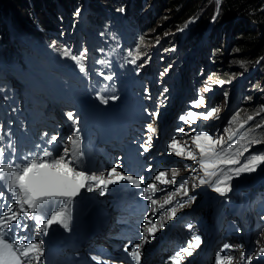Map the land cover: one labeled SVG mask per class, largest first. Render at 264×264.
Returning a JSON list of instances; mask_svg holds the SVG:
<instances>
[{"label": "snow or ice", "instance_id": "6c2138e0", "mask_svg": "<svg viewBox=\"0 0 264 264\" xmlns=\"http://www.w3.org/2000/svg\"><path fill=\"white\" fill-rule=\"evenodd\" d=\"M219 4V0H217ZM213 16V20H215ZM143 44V38L140 41ZM157 43L159 39L157 38ZM55 44V41L53 42ZM88 49L84 48L78 54H74L71 49H64L63 56L70 57L77 63L80 73L86 74L87 68L84 61L88 58ZM131 58L128 62L134 65L137 70L142 68L143 64H138L137 61L141 59L140 55L133 56L131 52L128 53ZM103 63V61H99ZM243 66V65H242ZM167 69H165V73ZM164 75V73H161ZM111 80V76H107ZM220 85L226 81L220 80ZM230 83V81H227ZM208 90V89H206ZM147 91V90H146ZM165 92L167 89L164 90ZM227 98V93H225ZM102 103H107V100L102 96H98ZM116 99V97H112ZM197 104L203 105L204 98L201 97L198 101L193 102V107ZM220 112L219 108H212L207 113H201L203 119L207 120L213 117L214 114ZM264 112V106H261L257 115ZM153 118L158 117V112L150 114ZM198 114L193 111H188L186 115L180 117L181 121L185 123L192 120L195 123V118ZM239 114L237 113L236 116ZM233 116L228 121L229 127L224 129L227 134V139L224 135L213 137L207 132H197L191 136L192 143L198 150L199 156L193 153L190 149L180 146V141L172 138L167 144L169 154H174L177 157L191 160L198 164V168H192L191 171L195 173L190 179L196 181L199 179V185H207L213 192L220 196H225L227 192L231 191V181L238 178L242 173H253L264 165V152L252 153L244 157L243 162L236 158V156H244V153L249 152L254 145L264 143V141L252 136L248 138L246 135H237L240 130L245 127L246 122L241 123L239 128L232 130L231 125L236 119ZM67 118L72 120L74 124L79 123L72 112L67 113ZM248 121L254 119L252 115L248 116ZM257 129L264 127V123L257 124ZM79 128L76 127L72 133L67 137V143L60 145L56 135L50 136L46 140V145L37 144L36 151H29L23 157L17 153L15 146L11 143L7 147H0V264H32L33 259L36 264H41V258L44 256V249L42 247L43 241H34L27 236H17V231L24 232L28 225L22 223V218L31 219L36 224V231L47 234V230L53 225H60L66 230L69 228L71 220V209L75 199L81 195L82 190L89 192L100 190V194H104V190L112 184H119L122 181H128L136 188H141L144 183L143 178H134L131 175H125L118 167H111L107 173L103 171L92 170L88 167L86 162V153L82 149V138L79 134ZM147 131L155 133L156 129L151 123L147 125ZM177 131L183 132L185 136L189 134L183 128H178ZM250 131H254L250 129ZM47 136V134H45ZM235 138V139H234ZM0 139H3L0 137ZM152 136L141 145L144 152H148L151 146ZM243 142V143H242ZM69 144L71 147H69ZM236 145H241L242 150L233 154V149ZM235 165H239L235 167ZM185 165V168H188ZM172 179L167 180L165 177L167 173L160 171L155 176V181L160 184H175L176 177L179 175V169H171ZM202 173V175H201ZM234 174V175H233ZM196 183L191 184V188H196ZM155 182L148 183L142 189V193H151L145 195L144 198L151 200L152 205L158 204L156 199H152V195L157 191ZM6 193L10 197H6ZM182 192L180 202H177L174 207L168 208L165 213L168 219H173L179 209H183L186 204L190 205L195 200V197L189 195V180H184L179 183L174 193L168 195L161 205L172 204L173 198L176 194ZM187 198L186 200L184 198ZM153 214L157 209L150 210ZM264 218V217H262ZM164 217L161 216L157 221L148 220L145 222L144 231L148 235H155L156 231L164 227L161 221ZM159 225V228H158ZM191 230V225L188 226ZM148 235H145L143 240L134 244L129 250L125 246L124 251L128 253L135 264H140V252L138 249L143 243L147 242ZM201 238L198 235H193L188 241V247L181 248L169 259L171 264H181V253L185 255H192L191 248H199ZM260 241L257 240V244ZM231 248V245L224 243L222 248L215 254L214 264H232L234 257L232 255H222L225 250ZM264 256V246H260L253 254H240V264H252L255 258ZM94 259H97L94 257ZM98 264H108V261L98 260ZM121 264H128L127 261Z\"/></svg>", "mask_w": 264, "mask_h": 264}, {"label": "trees", "instance_id": "16d2710c", "mask_svg": "<svg viewBox=\"0 0 264 264\" xmlns=\"http://www.w3.org/2000/svg\"><path fill=\"white\" fill-rule=\"evenodd\" d=\"M9 1V10L12 12L11 22L14 24L13 31H16L19 35L29 36L27 40H35L40 41L42 38L52 39V41L59 43L57 39H54L53 33H58L61 28V20L63 21L64 15L68 10H70V3L72 0H8ZM124 0H92L90 3V15L92 17H96V15L101 16L103 20L106 17H110V14H106L104 10L101 9V6H104L108 13L117 12L123 13L128 12L130 9V5H135L136 9L142 10V2L145 0H132L130 4H128V8L121 9L119 7ZM205 2V0H175L172 6L173 10V20L171 25L167 28L168 32H178L184 31V29H188V36H200L205 32V29L208 25V22L211 19V13L208 12L206 15V19L199 23L190 24L194 15L197 13V3ZM219 8L217 9V17L223 22L222 25H225L228 31L232 32V26L234 25V30L236 32V36L234 37V48L237 50V53L243 55L244 57L240 60H235L238 65V70L233 74H239L240 72L250 71L255 68L257 71H262L264 75V8H262L263 0H220ZM160 4V3H159ZM59 7H62L64 10V15L59 11ZM110 9V11H109ZM123 10V12H120ZM153 13H158L156 11V7L153 8ZM76 12V11H74ZM61 13V14H60ZM76 15V13H74ZM89 15V17H90ZM71 21V20H70ZM198 21V20H197ZM74 23V22H70ZM72 24H70L72 26ZM105 22H101V28L105 27ZM228 24V25H226ZM244 26H242V25ZM240 26V27H239ZM245 26H249L248 35L244 34ZM1 29V25H0ZM211 37L215 38L217 35V28L211 29ZM52 38H49V37ZM178 37V36H177ZM147 38V35L143 34V40ZM211 38V39H212ZM10 36L3 37L0 34V47L2 48L3 54H8L10 57H14L15 54L24 55L26 51H29L30 44L27 41V47L21 45L23 43V39L19 38L20 44H18L15 48L9 45ZM172 39H176V36ZM171 41H166L163 44V50L171 49L175 47L177 43L175 42L173 45ZM193 46V45H191ZM162 48V45H161ZM140 56L144 51L142 48H139ZM30 52V51H29ZM14 54V55H13ZM13 55V56H12ZM163 58V57H161ZM261 59L263 61H261ZM144 60H147L146 57ZM210 68L212 74L217 73L214 69L215 66L213 63H216L214 58L209 60ZM243 65V66H242ZM228 68V67H226ZM254 86L257 85L255 82ZM243 114L238 118V121L244 119L246 121L249 115L254 117L253 120L249 122L253 126L254 131H252V136L262 140L264 139V127L256 128L257 124H261L262 119H260L257 123H255L256 114H253V111L250 107H246L242 110ZM235 123V122H234ZM261 144V143H260ZM259 144V145H260ZM241 229V228H239Z\"/></svg>", "mask_w": 264, "mask_h": 264}, {"label": "rangeland", "instance_id": "374dc122", "mask_svg": "<svg viewBox=\"0 0 264 264\" xmlns=\"http://www.w3.org/2000/svg\"><path fill=\"white\" fill-rule=\"evenodd\" d=\"M130 1L132 0H124L122 3H120L121 5L119 7L127 9ZM91 2L92 0H72V2L70 3L71 8L66 13L67 21L74 22L73 24L71 23L72 25L79 24V22L82 21V19L85 18L86 15H88ZM174 2L175 0H145L144 3L142 2L141 14H139L137 18L149 11L148 22L145 25L146 30H144L143 33L147 35V38L143 40V44L140 43L139 46L140 48H142V51L145 50L146 52L158 45H162L163 48V44L166 41H171L174 43L176 42L177 46L182 45L185 48H188L191 45L197 46L202 41L201 45H204L206 48L205 54L210 56L209 59L214 58V60H216V63L214 62L213 65L215 66L214 70L217 73L213 74L214 77H211V80H209V84L206 85L207 89L212 90L215 87L222 86L218 82L220 80H223L226 81V83L223 84V90L227 94L230 91H246L247 96L245 95L246 97L243 98L241 107H239V109H237V111L233 115L236 116L237 113L239 114L238 116H236L233 124L236 126L244 122V119L238 121V118L241 116V114H243L242 110L246 107H250L253 111V114H256L255 123H257L260 119L264 121V112H260V114L257 115V112H259L261 106H264V75L262 74V71H260V73L259 71H257V73H255L254 71L252 79H250L246 83V79L241 77V75L244 74V71L240 72L239 74H233L238 70L239 66V63H237L235 60H241L244 56L237 53V50L234 48V37L236 36V32L234 30L235 24L232 26V32L228 31L225 25L221 26L223 22H221L217 17L216 12L221 1L219 0V4H217V0H205V2H198L196 8L197 13L194 15V18L190 22V24L193 25L194 23L197 24L201 21H204L203 19H206V15L208 14V12H212L211 19L208 22L207 26L210 28L216 27L218 29L215 38H212L210 34H205L202 37L188 36L185 30L182 32L178 31L176 33L168 32L167 28L171 25V22L173 20L172 6H174ZM9 7L10 6L8 0H0V34L3 35L5 39L9 33L10 35H13V40H10V46L15 48L18 44H20L19 38H21V35H19L16 31H13L14 24L13 22H11L12 12L11 10H9ZM154 7H156V11H158V13L153 14L152 9ZM261 7L264 8V0ZM101 9L104 10L106 14H110L108 13V11H106L104 6H101ZM74 13H76V15H74ZM213 16L216 17L215 20H213ZM248 30L249 26H245L244 34L246 36L249 34ZM175 36L176 39H172ZM157 38L159 39V43H157ZM174 43H172V45ZM211 48H213V50ZM2 51L3 50L0 47V52ZM261 61L263 60L261 59ZM227 81H230V83H227ZM255 82L257 83V85L254 86L253 84ZM217 108L220 109V112L217 113V115H221L225 111L224 109L226 108V104H222ZM249 128L253 129V126L250 124V126L247 128L248 132H250ZM262 141H264V139H262ZM260 146H264V143H261Z\"/></svg>", "mask_w": 264, "mask_h": 264}, {"label": "clouds", "instance_id": "9594fccd", "mask_svg": "<svg viewBox=\"0 0 264 264\" xmlns=\"http://www.w3.org/2000/svg\"><path fill=\"white\" fill-rule=\"evenodd\" d=\"M59 9L61 10L62 7H59ZM153 11H154V10H153ZM62 12H63V11H62ZM139 12H141V11H139ZM90 13H91V12H90V9H89V13H88V15H86V18H87L88 20H89V19L92 20V18H94V19L97 18V17H92V16L90 15ZM153 14H154V13H153ZM89 15H90V17H89ZM97 16H98V15H97ZM101 18H102V17H101ZM134 18L137 19L136 17H134ZM135 19H134V20H135ZM137 20H138V19H137ZM147 22H148V21L144 22V25H143V27H142V34L144 33V30H146V29H145V25H146ZM208 29L211 30L212 28H210V27L207 26L206 29H205V32L202 33L199 37H202L203 35H205V33L208 31ZM184 30H185L186 34L189 33V30H188V29H187V30L184 29ZM142 38H143V35H142ZM160 46H161V45H160ZM178 46H179V45H178ZM178 46L176 45L175 47H178ZM175 47H172V48H175ZM172 48H171V49H172ZM189 48L191 49L192 46H190ZM161 49L163 50V48H161ZM171 49H166V50H163V51H167V50H171ZM144 52H145V51H144ZM146 52H147V51H146ZM211 72H212V71H211ZM248 72H249V71H248ZM212 75H213V74H212ZM242 75H244V74H242ZM242 75H241V76H242ZM212 77H214V76H212ZM215 88H220V90H221V86H220V87H215ZM222 88L224 89V85H222ZM223 91H224V90H223ZM223 91H222V92H223ZM224 92H225V91H224ZM230 96H231V95L228 94L227 98H224V100H227L228 98H230ZM228 103H231V102H228ZM227 107H229V105H228ZM233 125H234V124H233ZM234 126H235V125H234Z\"/></svg>", "mask_w": 264, "mask_h": 264}, {"label": "bare ground", "instance_id": "6f19581e", "mask_svg": "<svg viewBox=\"0 0 264 264\" xmlns=\"http://www.w3.org/2000/svg\"><path fill=\"white\" fill-rule=\"evenodd\" d=\"M87 9H88V8H87ZM184 64H185V63H184ZM201 117H202V116H201ZM209 118H210V117H209ZM209 118H208V119H209ZM113 243H114V242H113ZM113 243H112V244H113Z\"/></svg>", "mask_w": 264, "mask_h": 264}]
</instances>
